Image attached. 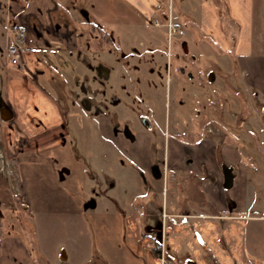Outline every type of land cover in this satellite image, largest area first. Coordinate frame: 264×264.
Returning <instances> with one entry per match:
<instances>
[{
	"label": "rangeland",
	"instance_id": "1",
	"mask_svg": "<svg viewBox=\"0 0 264 264\" xmlns=\"http://www.w3.org/2000/svg\"><path fill=\"white\" fill-rule=\"evenodd\" d=\"M75 1L80 8L87 3ZM208 1L174 0V16L169 13L166 19L177 21L182 35L169 38L166 19L156 17L160 24L141 26L143 32L115 26L114 33L101 35L102 49L97 40L89 47L86 35L79 59L73 52L77 67L65 83V118L85 168L82 197L95 200V207L78 210L62 199L67 188L76 199L78 191L62 186L66 173L52 159H12L2 144L9 127L0 118V151L10 159L23 195L11 190L10 178L0 171V264H160L161 246L175 264L189 258L195 264H264V0H247L251 13L239 17L229 12L237 2L222 0L224 8L217 9L216 17L205 19L202 5ZM239 3L247 8L248 3ZM230 18L237 27L226 28ZM193 22L202 26L200 31ZM5 39L0 19V61ZM101 61L109 76L98 75ZM179 65L193 76L179 72ZM210 71L212 80L206 75ZM82 83L96 94L84 93ZM59 84L46 82L54 91ZM0 92L4 96L1 86ZM139 116H146L150 128ZM207 141L209 153L204 151ZM135 147L142 158L137 165L127 161ZM223 162L234 164L237 173H250L256 187L245 206L248 197L242 189L222 191L226 206L235 198L241 215L226 221L219 212L205 218L192 210L197 204L191 185H179L190 169L198 168L203 179L208 167L222 173ZM51 166L59 173H42L52 171ZM174 168L179 184L166 190L164 182ZM19 175L28 187L30 208ZM187 208L193 215L183 213ZM225 211L220 214L228 215ZM62 250L65 260L59 257Z\"/></svg>",
	"mask_w": 264,
	"mask_h": 264
},
{
	"label": "crops",
	"instance_id": "2",
	"mask_svg": "<svg viewBox=\"0 0 264 264\" xmlns=\"http://www.w3.org/2000/svg\"><path fill=\"white\" fill-rule=\"evenodd\" d=\"M177 1L180 3L183 0ZM230 1L231 3L237 2L230 11L229 8L227 10L230 12L231 17H239L244 15L245 11L250 12L252 10V2L247 0ZM75 2V0L0 1V19L4 20L6 30L5 46L2 48L4 58L0 61V86L4 96L0 92V98L13 111V117L10 120H3V123H7L10 132L7 135L6 133L4 134L2 144L4 150L12 159L18 160L21 155L22 158L19 161L31 160L33 162L36 159L35 157L52 159L56 167L63 168L64 173H66L63 176L64 185L62 183V186L71 187L78 191V201H76L75 197H71L76 192L70 191L68 188L67 190L64 187L66 191L61 192L62 199L66 202L71 201L78 210H86V202H84L82 197V191L85 187L83 183L85 168L78 159L74 145L69 139L65 118L67 107L65 99L68 97L65 83L70 81L69 79H71V75L77 67L73 61V52L77 51L78 55L76 57L79 59V47L85 42L86 35L88 36L89 44L87 43V45L89 47L92 41L97 40L98 48L102 49L103 39H101V35L105 37L110 35L108 33H114L113 28L115 26L131 28L133 32H143L141 26L154 23L153 21L156 17L165 20L170 13L172 18L174 16V0H87V3L82 8L77 6ZM239 2L248 3L247 8L241 7ZM224 3L222 0L205 2L202 5V11L204 9L202 18L205 17L206 19L210 15L215 18L217 9H223ZM80 10H82L83 14L79 12ZM183 15L185 16V14ZM230 19L226 21V28H230V25L237 27L235 20L233 18ZM192 24L195 30L199 28L196 31H200L202 27L200 24L197 22ZM16 28L25 31V45L28 48L26 56L30 55V58L25 61L26 66L23 71H26L24 74L20 73L22 70L14 69V67L9 69L8 66L10 65L5 55V47L11 43L8 37ZM96 34H99L98 37H96ZM251 40L254 41V38H249L248 43H251ZM149 41L151 40L149 39ZM39 51H42V53H39ZM51 59L59 66L58 69L53 67ZM91 67L93 68L94 66ZM97 71L99 76L104 77L109 73H106L109 69L102 61L98 62ZM46 82H50L53 85L60 83L57 87L59 89L54 91V89L46 85ZM82 88L87 89L83 84ZM87 91H84V93ZM76 96L79 97V94L77 93ZM61 99L63 100L61 101ZM88 101V99H85V103L90 104V101ZM17 143L20 144V148L16 151ZM210 144L208 141L207 144H204L205 152L207 149L208 153L210 152ZM122 153L125 152L121 151ZM204 157L200 158L198 162L200 166L204 165ZM141 159L136 147L127 157L128 163L136 165ZM172 163V165L177 164L174 160ZM213 165L214 163H212V167ZM228 165L232 166L234 173L231 187L237 186L242 189L244 196L247 195L248 197L247 202L243 198L244 206L245 204L249 205L250 199L256 192V187L250 180V173H237L234 164L228 163ZM153 166V164H150L151 169ZM51 167L53 168L52 171L42 173H59L56 167ZM156 167L155 173H159V165ZM174 169L176 171L177 168ZM175 171L174 173L171 172V177L167 182H164L168 184L166 190L168 188L176 189L179 184L177 179L179 173ZM197 171L198 168L196 170L190 169V173H183L182 177L184 179L179 184L182 188L188 187L189 184L191 185L190 188L192 190L189 191L194 193V197H196L195 203L198 205L191 209L204 213L205 218L211 217L215 212H219L221 220L225 221L229 217L241 216L236 212L237 203L235 198H231L232 200L228 201L227 206L226 201L222 200V191L226 189L223 186V172L212 171L208 167L205 170L206 173H204L207 177L203 179L200 176L198 177ZM242 171L245 172V170ZM202 174L200 175L202 176ZM19 176L24 200L28 204V208H30L31 201L28 187L22 180V176ZM225 209L229 211V214H220ZM187 211H190V209H185L183 213L188 216L193 215Z\"/></svg>",
	"mask_w": 264,
	"mask_h": 264
},
{
	"label": "built area",
	"instance_id": "3",
	"mask_svg": "<svg viewBox=\"0 0 264 264\" xmlns=\"http://www.w3.org/2000/svg\"><path fill=\"white\" fill-rule=\"evenodd\" d=\"M154 23L156 25L160 24L157 20H155ZM164 23L169 38L174 35L179 36L184 33L183 29L172 21L171 18L166 19ZM8 38L11 40V43L6 45L5 48V55L7 57L8 64L18 70H23L25 68V61L23 58L28 53V48L25 45L26 33L23 29L16 28L10 33ZM0 171L5 174L7 178H10L9 186L11 190L17 192L18 195L22 197L23 195L19 191V177L16 175L17 173H15L10 159L6 156V154L2 153V151H0ZM157 260L160 264H175L172 260L166 258L162 246L159 248Z\"/></svg>",
	"mask_w": 264,
	"mask_h": 264
},
{
	"label": "water",
	"instance_id": "4",
	"mask_svg": "<svg viewBox=\"0 0 264 264\" xmlns=\"http://www.w3.org/2000/svg\"><path fill=\"white\" fill-rule=\"evenodd\" d=\"M183 50L186 52L187 51V46H186V41L184 40L182 42ZM210 80L213 79V77H209ZM0 117L4 121H8L13 117V111L11 110L10 106L4 102L2 98H0ZM143 125L146 127L150 126V123L147 118L142 117L140 120ZM222 172H223V186L228 189L232 186L233 184V168L231 165L226 164L225 162L222 163ZM85 207H95V200H90L85 203ZM61 260H65L67 258V255L64 250L60 252L59 255ZM185 264H195V261L193 259H187Z\"/></svg>",
	"mask_w": 264,
	"mask_h": 264
},
{
	"label": "flooded vegetation",
	"instance_id": "5",
	"mask_svg": "<svg viewBox=\"0 0 264 264\" xmlns=\"http://www.w3.org/2000/svg\"><path fill=\"white\" fill-rule=\"evenodd\" d=\"M183 52L186 53L187 51L185 52V51L183 50ZM178 71L181 72L182 74L185 73L187 77H192V76H193V74H192L189 70H186V69H185L184 65H179V66H178ZM206 75L208 76V79H209V77H213V79H214V73H213V71H210V72L206 73ZM108 76H109V74H108ZM85 80H86V79H85ZM85 80H84V81H85ZM82 84H83V83H82ZM83 90H84V91H87V90H88L87 92H88V93L90 92L91 94L93 93V96L96 94V90H93V89H91V88H89V89H88V88H87V89L83 88ZM93 96H92V97H93ZM92 97H91V98H92ZM84 102H85V99H84V101H82V103H84ZM90 102H91V101H90ZM142 117H145V118H146V116H139V119L141 120ZM116 130H117V129H116ZM124 132H125V133H128V131H126L125 128H124Z\"/></svg>",
	"mask_w": 264,
	"mask_h": 264
}]
</instances>
